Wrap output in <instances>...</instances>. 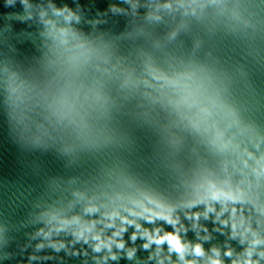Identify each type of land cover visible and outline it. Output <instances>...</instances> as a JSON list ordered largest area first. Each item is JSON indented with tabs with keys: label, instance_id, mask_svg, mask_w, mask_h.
<instances>
[{
	"label": "clouds",
	"instance_id": "9594fccd",
	"mask_svg": "<svg viewBox=\"0 0 264 264\" xmlns=\"http://www.w3.org/2000/svg\"><path fill=\"white\" fill-rule=\"evenodd\" d=\"M27 6V0H21ZM218 3L219 0H161V3L154 6L155 11L149 12V18L160 20V10L178 11L183 10V15H196L198 9H203L206 3ZM113 7H115L113 5ZM135 8L136 5H133ZM61 11V10H57ZM71 19V16L66 17ZM48 23H51L49 21ZM61 43L67 44V29H60ZM172 36L176 32L171 33ZM76 49H82V44L73 45ZM105 63H108V58H103ZM74 63L80 60L79 55L71 57ZM136 54L134 52L125 51L121 53L114 63L109 67L100 68L97 66V71L101 74L108 73L117 76L119 80V88H128L129 90H139L143 96L153 97L159 101L165 96L169 89L179 98L169 96L168 103L176 109L182 110L180 120L182 123L165 122L162 127L165 129V140L173 154H179L178 159L185 165L193 163V153L199 150V144L206 141L210 144L218 154V164L221 170L228 174V178L218 182L212 176H205L196 186V194L192 199L183 203V207L188 209L198 208L203 205V213L200 211H192L185 213V220L199 221L201 215L204 219L211 222V227L214 231L219 232L217 223L224 227L231 228V234L235 237L239 234L241 244L251 233L252 239L249 246L244 249L243 259L236 258L231 260V264H259V259H253V254L256 248L264 245V238H261L258 233L252 228L249 222L250 214L253 210L264 214V206L257 205L252 201L253 207L249 208L246 205L250 202L245 195V188L242 186L243 181H233L231 172L236 171L242 175H247L245 169L249 170L250 174L256 178L257 183L261 177H264V154L256 156L250 152L246 146L238 139L249 129L240 126L238 119L234 114L223 110L219 107L215 100L208 95H205L200 85L190 83L187 80L170 77L161 73L153 64L150 57L145 56L140 61V64H135ZM100 81L97 80V85ZM83 95L85 99H94L101 101L103 99L99 87L84 86L78 89L76 96L72 102H69L67 95L59 99V104L62 109H72L75 107V101ZM256 147L259 148L257 141ZM251 161V163H250ZM249 181V187H251ZM131 206H122L120 209H113L105 212L107 224L103 221L100 231L94 233L91 238L97 243L95 251H100L102 246L111 247L112 238L120 237L122 233L127 232L128 226L136 229L131 234L130 239L135 241L137 235L146 237L147 242L143 244V248L147 249L151 244L158 246L167 244L168 252H175L179 255V259L184 264H198L196 259H187L186 253L191 251L195 257H204L205 251L200 243L191 245L185 242L181 236V229L187 234L188 228L181 223L179 210L180 205L165 203L163 200L148 192H142L138 197L130 200ZM85 214H96L99 212L98 206L89 204L84 209ZM210 214H215L214 217ZM221 217H225L221 219ZM120 220L118 230L113 231L108 237L107 242L102 238L101 233L103 228H116L115 220ZM138 220L144 221L149 225H156L157 221H161L159 225L148 229L145 228L142 232L141 223ZM80 217L75 216L71 220L61 221L60 227L69 223H80ZM97 225V220L85 221L83 227L75 235L77 238L84 237L85 232L92 233ZM167 226V227H166ZM193 224V227H196ZM207 231V227L204 228ZM117 247L123 248V239L116 241ZM42 246V245H41ZM134 251V250H133ZM133 251L128 253V256L133 255ZM213 255L209 258L206 264H224L220 259V253L217 249H212ZM225 256L231 258L233 252L228 249L224 253ZM259 258H264V251L258 253ZM115 259V256L112 257ZM151 258V257H150ZM171 261V255L167 257ZM160 264H163L161 260Z\"/></svg>",
	"mask_w": 264,
	"mask_h": 264
},
{
	"label": "water",
	"instance_id": "95a60500",
	"mask_svg": "<svg viewBox=\"0 0 264 264\" xmlns=\"http://www.w3.org/2000/svg\"><path fill=\"white\" fill-rule=\"evenodd\" d=\"M246 197L250 201L247 207H253L252 201L264 206V194ZM132 198L135 197L52 191L0 183V264H160L161 260L163 264H184L177 253L169 254L167 244L159 246L162 250L158 252L155 244L144 249L143 244L147 242V238L141 237L139 233L135 241L131 240L132 232L136 231L132 226H128L127 232L120 237H113L110 248L102 246L100 251L94 250L97 241L91 236L100 231L103 226L100 221L107 224L104 213L113 209L122 211V206L130 207ZM192 198L194 197L159 198L165 203L180 205L181 223L188 228L187 234L181 229L182 239L191 245L200 243L204 248V257H195L189 251L186 258L196 259L198 264H206L215 248L224 264H231L232 259H243L244 249L252 239L251 233L241 244L242 237L239 234L233 237L230 227L217 223V228L223 233L220 235L203 215L199 221L185 220L186 212L203 213L204 210L203 205L194 209L183 207V203ZM89 204L98 206L99 212L85 214L84 209ZM210 215L214 217L215 214ZM75 216L80 217V223L60 227L61 221L71 220ZM93 219L97 220V225L92 233L85 232L84 237L77 238L75 234L81 230L84 222ZM138 222L142 225L139 232L161 223L157 221L156 225H149L142 220ZM249 222L258 235L264 238V214L253 210ZM115 224L116 228H103L101 235L106 242L112 232L118 230L120 220L116 219ZM193 224L197 226L193 227ZM205 227L207 231L204 230ZM120 239H123V248L117 247L116 241ZM228 249L233 252L231 258L224 255ZM130 251H133L131 257L128 256ZM260 251H264V245L256 248L253 259H259V264H264V258L258 256ZM169 255L171 261L167 259Z\"/></svg>",
	"mask_w": 264,
	"mask_h": 264
}]
</instances>
